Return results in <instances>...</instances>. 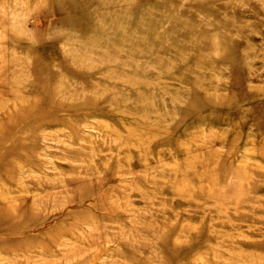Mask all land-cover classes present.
Here are the masks:
<instances>
[{"label":"rangeland","instance_id":"obj_1","mask_svg":"<svg viewBox=\"0 0 264 264\" xmlns=\"http://www.w3.org/2000/svg\"><path fill=\"white\" fill-rule=\"evenodd\" d=\"M35 103L0 264H264V0H0V115Z\"/></svg>","mask_w":264,"mask_h":264},{"label":"bare ground","instance_id":"obj_2","mask_svg":"<svg viewBox=\"0 0 264 264\" xmlns=\"http://www.w3.org/2000/svg\"><path fill=\"white\" fill-rule=\"evenodd\" d=\"M39 95L42 96V93H39ZM14 108L15 109L13 110H8L2 117L0 115V176H4L7 172H9V169L13 165L12 161L10 160V157L12 153L15 152V149L10 147L4 149L6 143L13 139L14 132L19 126L26 124L30 119H36L39 115H41L42 111L40 103H35L32 106L26 104H19L18 106L16 105V107ZM0 109H2L1 106ZM4 197L6 198V196Z\"/></svg>","mask_w":264,"mask_h":264}]
</instances>
